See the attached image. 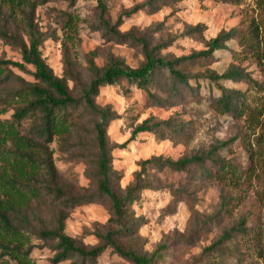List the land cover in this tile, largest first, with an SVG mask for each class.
I'll return each mask as SVG.
<instances>
[{
  "label": "rangeland",
  "instance_id": "obj_1",
  "mask_svg": "<svg viewBox=\"0 0 264 264\" xmlns=\"http://www.w3.org/2000/svg\"><path fill=\"white\" fill-rule=\"evenodd\" d=\"M102 1L106 7L103 14L95 0H76L73 7L68 6L67 0H50L36 9L35 21L44 38L42 57L54 75L61 76L64 67L62 31L57 19L65 10L78 13L82 20L78 23L77 44L69 48V54L83 79L88 77V61L101 69L107 65L109 55L119 58L129 67H136L143 54L140 45L132 44L134 33L146 32L152 38L150 42L165 43L162 55L182 56L205 49V43L221 30L247 29L254 23L258 26L254 33L257 37L254 38L255 46L259 42L258 50L264 49V3L258 4L259 0H243L235 4L216 0H168L155 12L145 6L146 0ZM102 19L116 25L118 37L127 35V42L106 35L108 33L100 26ZM198 23L204 25L200 34H186L187 25ZM0 31H7L18 43L17 46L14 40L0 38V61L22 65L9 64L6 69L2 64L11 84L35 82L34 68L23 63L19 47L27 43V36L19 25L9 21L5 11L0 12ZM213 55L214 61L208 68L222 73L234 65L258 83L256 89L243 82L224 84L244 93L249 103L247 109L237 114L214 110L209 104L207 83L203 80L195 83L193 78L189 80L192 89L186 90L185 96L170 107L152 104L143 90L127 86L124 81L119 85L100 86L94 98L99 107H109L113 112V118L106 126L109 140L124 144L111 154L114 172L111 185L117 193L132 181L144 159L160 154L177 159L208 151L210 146L225 142L228 144L220 148L218 154L247 171L235 188L237 204L229 218L218 216L220 195L225 189L223 184L202 176L195 168L188 172L169 169L160 173L147 171L149 177L160 179V186L141 190L129 206V212L135 218L136 231L128 243L140 254L153 255V259H157L155 252L159 250L162 257L157 264L211 263V258L204 251L216 241L221 231L236 222L239 214L246 215V226L258 232L261 240L248 239L243 249V260L236 264H264V258L260 256L264 254V62L257 60L247 46L235 40L227 42L225 48L216 50ZM192 71L198 73L203 68L195 66ZM12 112L8 108L3 116L9 118ZM150 117L184 119L192 126L189 143L158 140L147 132L132 137L134 127ZM49 148L60 182L74 186L79 192L86 189L93 192V167L89 158L82 154V147L74 141L64 147L59 139H55ZM108 201L106 197H99L70 209L65 233L87 246L97 245V233L112 229L107 222L110 218ZM34 210L50 221L49 211L36 207ZM31 243L34 244L30 254L32 264H53L54 251L50 247L33 237ZM95 264L133 263L107 247Z\"/></svg>",
  "mask_w": 264,
  "mask_h": 264
},
{
  "label": "trees",
  "instance_id": "obj_2",
  "mask_svg": "<svg viewBox=\"0 0 264 264\" xmlns=\"http://www.w3.org/2000/svg\"><path fill=\"white\" fill-rule=\"evenodd\" d=\"M50 0H0V12L19 25L27 36V43L20 45L23 63L34 68L35 82L12 85L9 74L2 64L22 67L20 63L0 61V264H32V237L43 242L54 251L53 264H95L97 257L111 247L133 264H157L162 257L158 250L153 255L140 254L131 246L130 237L135 234V218L129 206L137 194L144 189H155L158 177H149L147 171L160 173L164 169L188 172L195 168L202 176L224 185L220 195L218 216L230 217L236 207L235 188L247 172L231 159L218 154L228 143L212 145L208 151L192 153L177 159L162 154L144 159L139 170L119 193L111 185L114 172L111 169V154L116 144L109 140L106 126L113 118L109 107H99L94 98L98 88L104 85L127 86L143 90L146 99L156 106H172L179 102L186 90H191L189 80L195 83L203 80L208 87L210 106L221 113L237 114L248 108L246 96L238 88H228L225 82H243L256 89L258 83L244 70L230 65L222 73L208 68L214 61L213 53L225 48L230 40L240 41L253 52L257 60L264 62V49L258 50L254 42L258 28L251 24L247 29L236 27L221 30L205 43V49L187 55H162L166 45L150 42L146 32L132 34L133 45L141 46L143 59L136 67H129L113 55L107 57V65L98 69L88 61V77L83 79L75 68L69 48L77 44L78 23L81 17L73 11H62L57 22L62 31L63 72L56 76L46 64L41 53L43 33L35 21L36 9ZM73 7L76 0H67ZM101 14L106 7L102 0H95ZM168 0H146L145 6L157 11ZM223 3H240L243 0H216ZM258 4L264 0L257 1ZM100 26L109 37L114 36L127 42V35L118 37L116 25L100 21ZM203 23L187 25L186 34H200ZM246 31H249L247 33ZM0 38L17 41L7 31H0ZM261 62V61H260ZM195 66L203 71L193 73ZM199 88V86H198ZM217 91L218 93H214ZM13 112L4 117L6 110ZM192 126L184 119L147 118L137 124L131 136L138 133H152L156 139H169L187 145L191 138ZM59 139L67 147L70 141L82 147L81 152L89 158L93 167L95 188L93 192H79L74 186L61 183L53 160L50 144ZM245 170V171H244ZM106 197L109 201L111 230L97 233L99 243L87 246L64 231L70 209L77 205ZM51 213L50 221L39 215L34 208ZM236 222L221 231L216 241L204 254L210 257L208 264H236L242 262L243 249L248 239L259 241L258 232L246 226L247 217L239 214ZM138 225V224H137ZM164 248V247H163ZM259 254L260 251H259ZM264 258V254L260 255Z\"/></svg>",
  "mask_w": 264,
  "mask_h": 264
}]
</instances>
